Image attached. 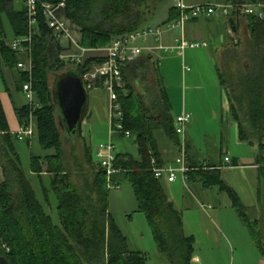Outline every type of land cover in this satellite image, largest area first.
I'll return each mask as SVG.
<instances>
[{
  "label": "trees",
  "instance_id": "16d2710c",
  "mask_svg": "<svg viewBox=\"0 0 264 264\" xmlns=\"http://www.w3.org/2000/svg\"><path fill=\"white\" fill-rule=\"evenodd\" d=\"M58 3L62 0H43ZM166 0H65V17L79 28L81 45L85 48L103 47L119 35L142 28L153 17L150 4H163ZM230 4H264V0H224ZM173 7L167 19H174ZM6 17L15 39L27 35L25 7L15 11L13 0H0V76L3 69L17 70L19 56L7 44L2 18ZM148 17V18H147ZM234 19H245L251 37L252 64L250 71H238L229 80L218 66L216 73L228 97L229 112L238 122L240 134L257 136L261 140L264 131V19L248 15H232ZM50 32L43 21L33 35L34 72L32 87L36 107L28 105L16 108L21 126L27 125L29 114L34 121V135L45 150L54 151L44 158L32 156L31 170L40 178V160H45L49 172L54 174L52 190L57 198L56 224L36 198L29 180L21 171L20 158L15 152L13 138L8 134L5 115L0 102V168L3 182L0 183V257L9 264H145V256L131 252L126 240L115 226L108 212L107 178L98 161L93 165V178L82 192L73 186L63 172L61 134L55 120V105L48 85V70L53 67L62 73L73 70L78 76L88 71L97 59L89 58L83 65L69 66L58 59L62 50L55 41V55L50 57L47 49ZM51 60V62H50ZM53 60V61H52ZM68 66V67H66ZM19 82L27 81L19 71ZM157 92L151 93V107L142 109L133 93L119 92L123 123L134 137L138 156L116 153L114 167L119 172L112 175V185L127 182L137 200L138 212L143 213L151 226L159 248L171 264H191L194 238L183 234L182 218L168 200L161 180L151 173V158L159 161L157 142L153 132L162 129L166 136L178 146L169 101L155 79ZM231 84L229 87L227 85ZM126 89V85H125ZM243 116V121L240 119ZM89 114L87 112L88 117ZM85 117V118H86ZM80 132L78 130L77 134ZM76 134V135H77ZM248 139V138H247ZM91 162H93L91 157ZM159 164V163H158ZM160 166V165H159ZM198 176L206 187H218L226 192L240 217L244 211L235 194L221 181L219 172L213 167H198L197 172L189 168L187 177ZM46 204L48 193H43ZM4 247V248H1ZM262 254L264 255L263 249Z\"/></svg>",
  "mask_w": 264,
  "mask_h": 264
},
{
  "label": "rangeland",
  "instance_id": "374dc122",
  "mask_svg": "<svg viewBox=\"0 0 264 264\" xmlns=\"http://www.w3.org/2000/svg\"><path fill=\"white\" fill-rule=\"evenodd\" d=\"M184 1L186 5L196 2H220V0ZM171 7H173L172 0H166L163 4H150V9L154 10V14L153 17H147L148 21L142 28L148 25L150 27L155 26L166 17ZM214 24L216 22L208 24V30L201 34L202 39L209 42V48L194 50L202 54L203 58H201L200 62L194 63L195 58L197 60L200 59L198 57H184L183 62L182 57H178L176 53L170 52H163L165 54L161 55V57H153V61L155 62L154 68L158 75L160 86L167 92L169 97L172 116H174L173 107L182 104L186 96L188 106L193 104V107L197 108L196 111L199 114V118L206 121L200 128H197L196 140L199 144L203 145L202 149L205 154L211 157L218 154L217 148L214 145L223 141L225 135H228V131L231 133V127L227 122L234 119L230 112L225 110L224 106L228 104V97L229 94L231 95V92H228L227 97L225 90L219 82L216 66L220 68L224 79H228L230 83L232 79L230 80L229 78L234 73L238 71L248 72L252 66L249 60L252 52L247 20L241 19L242 32L237 34L239 47L237 49L232 47L224 51L217 59L213 55V50L215 46H218L216 45L217 42H220L218 38L217 40L214 37ZM74 30L81 41L82 36L79 33V28L74 26ZM170 33L176 36L182 34L179 30ZM48 40L47 49L51 57L55 55V38L51 36ZM207 42L205 43L208 46ZM220 45L219 48L223 47ZM188 53L189 51L187 50L185 55ZM183 64L190 67V72L183 73ZM60 74L61 72L54 67L48 70V85L50 89L53 87L55 78ZM230 85L227 86L229 87ZM192 86H196V88L191 89ZM223 92L225 95H223ZM135 94H138L137 91H135ZM137 99L142 109L147 110L150 108L147 100L144 102V99L140 96ZM229 100H231L230 97ZM106 107L107 95L103 90L89 91L88 113H92V117L88 118V116L84 118L80 125V132L76 136L69 138V140L66 139L65 133L59 125V115L55 108V120L61 134L63 172L67 175L68 181L82 192L86 189V185L92 182L93 165L98 161L96 157L97 147L99 144L108 142L109 124L107 122ZM222 118H224V121H222ZM112 144L115 147V154L129 153L135 158L138 156L137 147L134 144V137L132 136L125 138L113 135ZM14 147L15 152L20 158L21 171L29 180L36 198L44 206L45 211L52 217L53 221L58 224L59 219L56 213L57 198L52 190L54 174L49 172L45 160H40L39 163L40 178L35 174L33 175L31 170L32 156L44 158L53 154L54 151L42 148L35 136L28 143L16 141ZM231 150L232 147L229 148L230 152ZM91 157L94 163L91 162ZM1 182H3V175L0 168ZM187 187L183 188V201L187 204H195V198L199 201L204 199L198 195L191 184L188 183ZM45 191L48 193L49 204H46L44 200L43 193ZM207 193L209 202L214 205L215 209L220 211V220L215 219L212 215V217L205 215V217L203 216L204 219H202L196 212L183 211L186 220L183 234L185 236H188L187 234L189 233L194 234L196 240L192 255L194 261L191 264H256V253L255 255L252 254L250 252L252 250L246 247V245L242 247L235 245V235L238 236L237 225L239 222L234 215L233 209L231 210L223 206L220 195L216 190H211ZM180 199L182 200V198ZM181 200L180 203L176 201L178 208L184 206ZM107 204L108 212L111 214L115 226L125 238L129 251L144 255L146 258L145 264H171L168 256L161 251L154 239L153 230L146 216L138 212L137 200L129 183L122 182L118 188L109 187ZM211 223H215L218 226V230H221L220 243L216 246L210 242V234L207 235ZM226 238L234 242L233 247L225 242ZM254 238L255 240H260L256 235ZM196 258L198 261H196Z\"/></svg>",
  "mask_w": 264,
  "mask_h": 264
},
{
  "label": "crops",
  "instance_id": "0c3cea01",
  "mask_svg": "<svg viewBox=\"0 0 264 264\" xmlns=\"http://www.w3.org/2000/svg\"><path fill=\"white\" fill-rule=\"evenodd\" d=\"M205 3L230 4L224 2V0H220V2ZM205 3L196 2L187 5L192 6ZM13 8L18 12L24 9L23 0H13ZM230 17L231 16L224 17L222 15H216L213 17H201L191 20L186 23L185 28L183 29V36L188 41L205 43L207 41L202 39L201 34L208 30V24L216 22V24L213 25V29L215 31L214 37L215 39L218 38L219 40H217L220 43L217 42L216 45L218 46H215L213 55L217 59V57L221 53H224V51H227L232 47L236 49L239 47L237 34L242 32L241 19L236 20L231 17L234 19L236 26V32L231 33L227 23V20ZM166 19L167 15L155 26L161 25ZM2 25L4 28L7 44H10L15 40V36L6 17L2 18ZM146 27L150 26L148 25ZM177 37L178 36L175 34L165 32L162 38V43L167 46L172 45L174 44ZM207 43L208 46L205 43L206 47L199 49H189V53L187 55H185V52L187 51L186 50L182 56L179 54L176 56L182 57V61L184 60V57H198L200 59L197 60V58H195L194 63L200 62L203 56L201 53H198L194 50L209 48L210 44L209 42ZM219 44H221L220 46L223 47L219 48ZM64 48L65 44L62 45L61 49ZM163 54H165L163 51H154L151 55H143L136 61L128 63L124 66L123 75L126 85V89L124 91L125 94L133 93L136 97L140 96L142 99H144V102L147 100L151 107L152 98L150 97V94L157 92L155 79H159L154 68L155 62L153 61V57H161ZM188 68L189 70L185 71L182 65L183 73L190 72V67ZM19 75V71L11 72L7 69H3L0 76V102L5 115L8 134L13 138V144H15L16 141H19L16 139V133L22 127L16 115V108H21L24 105H27V101L24 97V94L22 93V89H20L21 84L19 82ZM193 88H196V86L191 87V89ZM135 91H137L139 95H136ZM164 92L169 101L167 92ZM223 95H225L224 92ZM224 106L225 110L229 112V104ZM173 108L174 116H172V118L174 120V125L176 117L181 115L183 112L189 113L191 115V122L185 128L184 134L181 136L178 135V146H176L174 142L166 136L162 129H157L153 132V136L158 146L159 165L164 167L169 164H173L176 159L181 157L183 151L188 170L191 168V171L195 173L197 172L198 167H202L203 169H206V167L215 168L220 174L221 181L235 194L244 211V217L242 218L238 215L234 207V203L226 192L219 190L218 187H206L203 184L201 178L198 176H188L185 182L181 180L179 175L173 182H169L165 178L161 179V186L167 195L168 200L172 203L173 208L181 215L184 230L186 220L183 211L196 212L201 216L202 219H204L206 215L207 217L213 216L215 219L220 220V211L215 209L214 205L209 202L207 195L208 191L216 190L220 195L223 206L231 210L233 209L234 215L238 219V225L236 223L238 226V236L235 235V245L238 247L246 245V247L252 250L250 251L252 254H257L255 261L256 264H264V255L262 254V249L264 252V131L261 140L258 139L257 136H252L250 134H247L248 137L245 138L243 137L244 135L242 136L240 134L238 122L233 119V121L227 122L231 127V133L228 131V135H225L224 137L225 139H223V141H221L219 144L214 145V147L217 148L216 151L218 154L211 157L210 155L205 154L204 150L202 149L203 145L199 144L196 140L197 128H200L203 123H206L205 120H201L199 118V114L196 111L197 108L193 107V104L188 106L186 102V96L182 104H178ZM91 117L92 113L89 114L88 118ZM223 119L224 118H222V121H224ZM240 119L243 121V116L241 114ZM32 137L20 142L28 143ZM230 147H232L231 152L229 151ZM171 154H173V156H171ZM225 159H228V161ZM188 183L191 184L198 195L204 199L199 201L195 198V204H187L185 201H183V188L187 187ZM180 198H182V200ZM180 200L184 205L182 208H178V204H176V201H179L180 203ZM217 227L218 226L215 223H211L209 225V232H207V235L210 234L209 240L214 246L219 245L220 243L219 239L221 230H218ZM187 235L194 238V234L189 233ZM255 235L258 236L260 240H255ZM229 241L230 240H227L226 238L225 242L233 247L234 242ZM195 244L196 240L194 238L193 251ZM192 261H194L193 256L191 262ZM196 261H198L197 258Z\"/></svg>",
  "mask_w": 264,
  "mask_h": 264
},
{
  "label": "built area",
  "instance_id": "2783aa9c",
  "mask_svg": "<svg viewBox=\"0 0 264 264\" xmlns=\"http://www.w3.org/2000/svg\"><path fill=\"white\" fill-rule=\"evenodd\" d=\"M176 12L174 19L164 25L155 27H144L130 33L113 37L104 47L85 48L81 45L74 24L64 15L66 10L65 0L54 3L43 0H23L27 18V35L15 39L9 47L19 56L17 70L23 73L27 81L22 83V93L27 101L30 110L36 107L34 90L32 87V76L34 72L33 60V35L43 21L50 32V37L65 48L58 54L59 61L75 67L83 65L89 59L94 58L86 73L81 78L87 92L92 90H103L107 95V120L109 124V138L105 144H99L96 151L98 163L106 175L107 187L118 188L112 185L110 178L119 171L115 169V147L112 144L113 135L120 137H131L123 123L122 107L118 99L119 92L125 90L123 68L126 64L136 61L143 55H151L154 51H163L183 55L186 50L206 47L205 43L188 41L183 36V29L187 22L201 17H213L222 15H248L258 19H264V4H198L188 6L184 0H172ZM179 30L182 34L178 36L172 45H164L162 38L165 32ZM64 47V46H63ZM183 69L189 68L183 64ZM191 122L189 113H182L175 119V131L177 135L184 134L185 128ZM34 135V121L32 114H29L27 125L21 127L16 133L19 141L30 139ZM228 161V159H225ZM151 173L155 179H166L173 182L178 175L181 180H187L188 167L185 163L184 153L176 159L173 164L159 166L156 159L151 158ZM4 248V247H1Z\"/></svg>",
  "mask_w": 264,
  "mask_h": 264
},
{
  "label": "water",
  "instance_id": "95a60500",
  "mask_svg": "<svg viewBox=\"0 0 264 264\" xmlns=\"http://www.w3.org/2000/svg\"><path fill=\"white\" fill-rule=\"evenodd\" d=\"M231 33L236 32L233 18L227 20ZM53 103L59 115V125L66 139L76 136L88 112V92L83 80L73 70L57 75L51 88ZM0 264H9L0 257Z\"/></svg>",
  "mask_w": 264,
  "mask_h": 264
}]
</instances>
